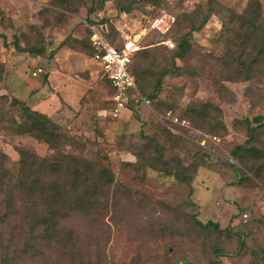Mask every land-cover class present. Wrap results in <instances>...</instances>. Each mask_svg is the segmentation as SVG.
<instances>
[{
    "label": "rangeland",
    "instance_id": "1",
    "mask_svg": "<svg viewBox=\"0 0 264 264\" xmlns=\"http://www.w3.org/2000/svg\"><path fill=\"white\" fill-rule=\"evenodd\" d=\"M97 1L0 0V153L7 155L6 167L18 170L22 150L48 158L57 154L36 133L16 132L13 121L27 122L17 102L23 101L69 135L60 151L115 176L98 211L66 225L79 236L78 251L37 241L25 221L14 219L1 230L0 264H264V157L246 151L253 146L264 151V128L248 142V127L264 113V70L250 80L226 79L236 47L224 36L228 9L241 14L257 0H215L209 22L193 32V48L182 58L174 57L177 48L156 44L157 33L147 32L142 44L148 56L140 51L134 60L151 73L146 93L155 92L162 69L168 72L151 108L133 106L117 119L108 113L110 89L92 57L88 25L104 23L120 45L123 32L143 33L159 7L149 0H106L104 9L89 14ZM174 1L180 16L171 35L178 38L198 23L208 0ZM258 1L264 15V0ZM129 3L133 10L126 13L120 4ZM16 39L43 51H19ZM39 67L44 72L33 76ZM196 103L208 104V112L200 114L203 123L197 115V121L188 117ZM169 110L190 118L195 130L171 122ZM198 130L221 140L205 136L202 145ZM237 145H244L241 160L231 157ZM177 160L196 169L189 173L190 185L167 174L166 166L183 170ZM196 218L225 230L200 227ZM238 226L246 230L242 250L239 235L230 230Z\"/></svg>",
    "mask_w": 264,
    "mask_h": 264
},
{
    "label": "trees",
    "instance_id": "2",
    "mask_svg": "<svg viewBox=\"0 0 264 264\" xmlns=\"http://www.w3.org/2000/svg\"><path fill=\"white\" fill-rule=\"evenodd\" d=\"M60 1L69 3L72 0ZM149 1L159 7L152 17L159 13L161 9L170 7V10L177 16L174 29L179 22L180 16L179 11H176V4L170 6L169 0ZM105 2L106 0H98L96 6H92L89 9V14L93 13L95 8L104 9ZM214 4L215 0H208L207 11L198 23L193 21L190 29L180 37L176 38L173 34L171 35L172 32L170 33L169 37L176 43L174 47L177 48L174 54L175 58L184 57L193 48L191 41L193 32L199 31L209 22L210 17L214 13ZM133 5V3H129L128 5L120 4V8L124 12L130 13L133 10ZM228 12H230V20L224 23V36L228 45L231 47L234 45L236 50L229 56L230 62L227 63L226 79L250 80V78L264 70V15L261 4L258 0L254 1L241 14L231 9H228ZM91 22L94 21L92 20ZM230 22L236 23V25L230 28ZM100 24L104 25V23ZM105 26L107 27V37L111 42L116 44V41L110 37L108 26ZM230 33H234L233 37H229ZM6 44L8 46V43ZM13 44L17 50L22 52L40 53L43 51V47H22L17 39L13 41ZM156 44L174 49L165 43L159 42V40L156 41ZM146 47L143 45V48L134 54L130 69L132 74L135 75L139 90L151 100V98L157 97V92L161 88V78L164 74H167L168 70L162 69L160 72L161 75L155 84V92L146 93L144 82L149 80L146 74L150 72L147 69L145 70L140 63L134 61L140 51H142L141 53H145V56H148ZM149 56H152V53H149ZM153 58L155 57L153 56ZM152 61L155 62V60ZM0 68L2 69L1 65ZM112 94L113 89L110 90V105ZM17 102L21 103V108L24 111V116L27 118V122L13 121L16 132L36 133L39 137L45 138L50 148L55 149L57 154L48 158L22 150L20 166L17 171L12 173L5 165L7 155L2 152L0 153V235L2 234L1 230L10 221L20 219L29 225V232L34 235L33 238L37 241H56L64 244L66 247L72 245L70 249L78 251L77 242H79V236L73 228H69L66 225L74 217L89 216L98 211L102 198H106L105 190L115 184L114 173L109 168H97L86 159L60 151L70 141L69 135L62 130V127L56 124L46 113L30 108L23 101ZM133 106L136 105H132L131 107ZM207 106L208 104L196 103L193 111H189L188 117L194 118L197 121V118L194 116L197 115L202 123L205 122L206 117L200 114L208 112ZM199 108H202V110ZM190 118L186 119L191 121ZM252 122L255 124L248 127V142L256 138L259 129L264 128V113L256 115ZM243 147L244 145H237L231 151V157H240V151ZM246 151L255 158L264 157V151L257 146L246 149ZM230 164L234 166L232 162ZM177 165L182 167L183 170L171 171L165 165L167 174L174 175L179 181L190 185L193 176L189 173H194L196 169L186 167L178 162V160ZM191 195L192 189L188 195L190 202L192 201ZM195 223L203 228L212 226L217 232L225 230L219 227L218 222L208 221L204 223L196 218ZM230 230L239 235L241 239L239 249H244L247 246L243 240L246 233L245 228L243 226L230 227ZM215 252L218 256H223L224 254H222L218 247H215ZM99 261L97 264H100ZM219 264L223 263L220 262Z\"/></svg>",
    "mask_w": 264,
    "mask_h": 264
},
{
    "label": "built area",
    "instance_id": "3",
    "mask_svg": "<svg viewBox=\"0 0 264 264\" xmlns=\"http://www.w3.org/2000/svg\"><path fill=\"white\" fill-rule=\"evenodd\" d=\"M169 1L170 6L175 2L174 0ZM176 22L177 16L170 10V7L163 8L154 17L149 18V25L143 33L123 34L124 40L120 45L109 40L105 25H88L92 57L102 66L103 76L113 89L110 98L111 108L108 110L113 119L119 118L132 105L151 108V100L139 90L135 75L132 74L130 69V64L134 54L143 48L142 41L147 32L157 33L160 38L159 42L174 48L176 43L169 35ZM43 72L44 70L39 67L33 72V76L41 75ZM167 115L171 122L195 130L190 120L174 116L171 110L167 112ZM198 133L202 136L200 141L202 145H205L206 137H209L213 142H220L221 140V137L217 135H207L200 130H198ZM244 216L247 217L246 214Z\"/></svg>",
    "mask_w": 264,
    "mask_h": 264
},
{
    "label": "crops",
    "instance_id": "4",
    "mask_svg": "<svg viewBox=\"0 0 264 264\" xmlns=\"http://www.w3.org/2000/svg\"><path fill=\"white\" fill-rule=\"evenodd\" d=\"M106 29V28H105ZM89 30V29H88ZM123 32V31H122ZM87 33H88V36H89V31H87ZM123 34L125 35V33L123 32ZM140 34V33H139ZM98 62V61H97ZM98 64H99V66H100V68H101V72H102V77H103V79L108 83V86H109V89L111 90V86H110V84H109V82L105 79V77L103 76V70H102V66L100 65V63L98 62Z\"/></svg>",
    "mask_w": 264,
    "mask_h": 264
}]
</instances>
